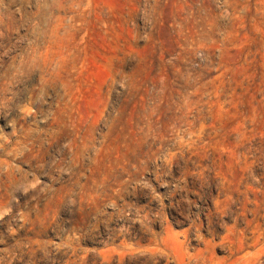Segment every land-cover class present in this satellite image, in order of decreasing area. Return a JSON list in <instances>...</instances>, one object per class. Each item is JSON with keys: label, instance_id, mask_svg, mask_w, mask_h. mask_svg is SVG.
Wrapping results in <instances>:
<instances>
[{"label": "rangeland", "instance_id": "obj_1", "mask_svg": "<svg viewBox=\"0 0 264 264\" xmlns=\"http://www.w3.org/2000/svg\"><path fill=\"white\" fill-rule=\"evenodd\" d=\"M0 264H264V0H0Z\"/></svg>", "mask_w": 264, "mask_h": 264}]
</instances>
